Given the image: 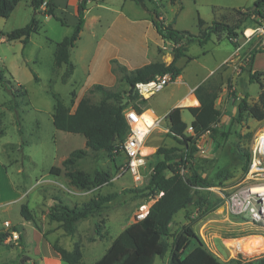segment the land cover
<instances>
[{"label":"rangeland","instance_id":"374dc122","mask_svg":"<svg viewBox=\"0 0 264 264\" xmlns=\"http://www.w3.org/2000/svg\"><path fill=\"white\" fill-rule=\"evenodd\" d=\"M76 1L81 2V0ZM90 1L92 2L87 3H92L89 6L90 18L102 14L107 21V25L101 27L99 24L95 25L97 23L93 21L94 23L91 22L89 27H86L85 31L80 35L79 42L71 54L74 61L78 63L77 73L74 75L78 85L71 81L66 83L71 73H73L72 66L65 65L67 66L65 71L57 70L54 66V53L57 50L55 42L62 41L73 33V28L67 24V19L60 18L61 24L50 16L35 14L27 0L20 1L10 18L0 19V71L12 81L17 96H11L0 86V113L3 115V128L5 130V135L0 138V158L7 163L11 174L16 173L18 164L28 176L27 185L31 192L29 197L31 207L45 203L49 198H54L56 201L54 204L60 207H63L64 203L68 202L67 206L70 208H74L76 203L78 207H82L96 197L107 199L108 201L104 202L103 208L93 218H96L95 222L104 231L111 211H118L114 215L113 222L109 224L111 226V235L117 237L122 232V230H119V224L120 229H122L130 221L133 223L135 213L139 211L140 207L150 204L146 186L150 172L155 165V156L153 160L149 159L146 161L144 181L139 185H135L130 174H124L116 182L104 181L107 177L112 178L117 175L120 167L123 166L125 156L122 151L113 157L104 151H91L89 156L80 160L73 168V170L86 173L92 180L88 189H79L73 186L67 177L70 169L64 167L62 161L68 158L73 151L84 149L85 138L78 134L57 130L53 124V106L55 101L60 100L68 105L71 111H74L75 104L70 102L73 90H80V86L84 85L85 82L90 85L103 81L100 76L106 69V55L115 52L117 46L122 53H126L128 44L119 38L120 33H124L126 38L133 37L130 50L132 51L135 48L136 52L141 53L142 57H146V54L148 55L147 50H151L152 42L143 36L141 37L142 25L134 26L135 24H140L136 18L141 13V9L137 5L134 7L133 3H130L131 5L126 10L131 18L129 23L127 18H117V15L111 9L105 11L97 6L99 3L104 2L112 7H117L121 0ZM143 1L146 7L145 11L148 12L147 18L149 21L153 20L154 14L163 20L161 17H165L166 13L167 20L164 19L163 21L167 25H172L175 30H186L192 34L198 33L199 18L211 24L214 21H218L224 11L233 7L232 5L236 8L246 7L248 9L254 7V3L248 4L249 0H196L185 1L182 4L171 0ZM181 5L183 9L180 10ZM34 16L40 23L39 29L37 34L32 35L27 45L18 40L7 42V38L2 41L3 35L6 37V33L26 26ZM234 19L235 14L232 13L229 18L231 24L234 23ZM110 23H114V28L109 32L106 27L110 26ZM249 27L251 30L254 28L252 23H248L243 30ZM243 30L240 31V34H242ZM112 32L117 35L114 36ZM126 38L125 40H127ZM100 40L103 41L100 42ZM215 45H218V43L215 42ZM112 46L114 50L110 49ZM179 47L184 46L176 41H161L154 49L155 54H157L154 62H169L171 57H173L174 51ZM255 48L250 46L249 52L243 58L245 59L243 63L245 65V67L243 66L244 71L249 70V63L253 54L257 53L258 50H263ZM190 51L194 56L199 52V49L197 45H194ZM250 54L252 55L249 57ZM111 64L114 72L119 74V78L116 85L108 89L120 92L122 96H127L131 87L124 81L123 74L119 69H124L127 74H132L134 71L132 69L138 66L131 67L121 59H114ZM196 67L195 63L190 66L191 69ZM254 67L261 70L259 71L260 73H264V70H262L264 69V54L257 56ZM34 74L38 77V82L35 80ZM220 76V72L213 75V86H219L220 88L223 85L221 84ZM259 78L264 83V76L259 75ZM13 80L20 82L21 85L15 84ZM225 88L226 100L219 99L222 87L218 91L217 108L220 110L221 116L216 129L221 131L229 130L230 136L228 140L218 145L213 143L208 136L203 140L206 150L205 155H194V158L190 159L186 164V175H190L192 171L199 172L204 179L214 186L208 189L212 198L222 200L232 192L235 186L244 180L246 175L244 166L247 167L249 159H245L242 162L241 155L245 156L246 152H250L255 136L260 129L264 128V121L257 122L246 113L240 121L237 120V108L240 100L235 99L237 93L233 89L231 81L228 82ZM91 89L87 90L84 97L97 104L102 99V95L99 92L90 94L89 91ZM25 90L28 94L25 93ZM259 91L260 87L257 84H252L248 92L246 90V95L251 99ZM166 92H169V88L163 93H158L157 98L165 95ZM229 98H231L232 103L227 105L226 101ZM254 101L251 100L250 104L255 105L259 102V100ZM15 102L20 105V119L17 118L13 110ZM132 103L129 102L128 107ZM138 105L142 108L141 102H138ZM184 117L189 121L191 115L186 111ZM223 120H225L224 124H221ZM163 127L168 128L167 119L164 121ZM20 130L22 134H20ZM162 134L167 138L170 133L162 131ZM187 135L189 136L188 133ZM166 143L163 147L170 148L168 145H171L173 141L167 139ZM8 145L10 146L8 147ZM3 146H5L6 155L1 151ZM173 148L182 149L183 147L174 141ZM145 151L143 154L149 156L151 149L146 148ZM55 166L62 170L60 175L50 174L51 168ZM101 186L105 189L102 191V188L95 190L96 187ZM90 190L95 191L88 194L87 192H90ZM80 194L82 196H79ZM66 197L72 198L75 203L67 201ZM57 200L60 203L62 200V205L58 204ZM221 212L222 210L217 209L205 216L197 217L196 208L191 205L185 212L181 211L176 215L174 224L171 227V234L175 237L184 226L193 222L195 232L204 241L209 251L223 264H229V262L236 259L247 261L262 256L264 250L255 254H245L246 252H239L235 248L230 247L229 244L231 240L251 236H262L264 238V232L243 223L241 225V219L227 217L226 214ZM89 227L91 225L84 226L82 232H86L85 236L87 239H92L95 235L93 230L92 233L89 231ZM201 234H203V237ZM75 238L76 241L80 240L78 237ZM172 240L173 238H170V242ZM99 249H102V247ZM97 254L101 255V251ZM169 254L164 258L157 257L154 264H165ZM87 259L86 262L88 261Z\"/></svg>","mask_w":264,"mask_h":264},{"label":"trees","instance_id":"16d2710c","mask_svg":"<svg viewBox=\"0 0 264 264\" xmlns=\"http://www.w3.org/2000/svg\"><path fill=\"white\" fill-rule=\"evenodd\" d=\"M20 1L0 0V19L10 18ZM45 1H47V9L41 12V7ZM89 1L81 0L77 11L78 23L73 27L72 35L64 38L57 45L55 52V64L57 66L69 65L72 66V69L74 68L71 63V52L84 29L86 22L85 12ZM133 1L146 10L143 0ZM171 1H177L182 4L185 1L196 0ZM30 7L35 14L50 16L61 23V19L54 14L52 0H32ZM180 9H183L182 5ZM234 14L235 21L233 24L214 21L208 25L199 18L198 35H193L188 31L175 30L172 25H167L159 17L158 20L153 18V23L158 34L164 39L179 42L186 38L188 43L198 42L203 46L211 40L213 35L226 33L228 40H230L232 37L238 36V32L246 28L248 23H258L263 20L264 0H257L254 7L244 11L235 10ZM39 24V21L34 16L26 26L8 33L6 35L7 42L18 40L27 45L32 35L38 33ZM185 51V46L177 48L169 65L161 62L151 63L134 70L132 74H127L124 69H119L123 74L124 81L131 87L127 96H122L120 92L110 90L102 85H95L89 93L99 92L102 95V99L97 104L84 97L74 111H71L69 107L65 106L63 101H55L54 127L59 131L81 135L86 140V149L74 151L62 164L70 169L67 177L73 186L85 190L92 183L86 173L73 170L80 160L89 156V151H104L113 157L114 151H119L123 146L129 133L125 111L129 108V102L138 100V95L133 93L135 85L139 82H148L156 76L167 73H171L173 78L177 79L181 74V69L176 64L184 56ZM257 53H264V49L258 50ZM257 53L253 54L249 63V70L246 71L249 73L250 82L257 83L260 87L259 102L255 105H250L247 101L248 96L242 98L237 108V120L239 121L245 113L258 122L264 121V83L259 78V75L264 76V73L252 70L254 56ZM34 78L37 82L39 81L35 74ZM220 80L221 84H223L222 76H220ZM212 83L211 79L195 90L200 106L189 107L187 110L194 118L191 126L195 135L199 137L208 131L210 139L220 145L221 142L228 140L230 132L229 130L221 131L215 127L219 123L221 116L216 103L218 91L222 85L219 88V86H213ZM0 86L11 96L17 97L12 81L2 71H0ZM25 93L28 94L26 90ZM124 99H127L128 102L125 106H122ZM140 102L143 104L146 103V100H140ZM133 108L139 113L142 112V108L139 105H134ZM13 110L17 118L20 119V105L18 102L13 104ZM182 110L183 108L172 110L167 119L170 130L169 136L183 148L161 147L155 154L153 173L149 176L146 186L148 196L155 202L150 207L148 216L141 221H134L127 227L113 241L105 255L94 264H154L157 257L164 258L168 253L170 254L167 264H223L209 251L204 241L195 232L193 222L184 226L175 237L171 234V227L174 224L176 215L183 210H187L189 206L194 205L197 217H202L216 211L223 203L222 199L212 198L208 189L214 186L204 179L199 172L192 171L190 175L185 176L180 174L182 169H186V164L190 159L194 158L197 152L195 138L187 135L188 126L182 120ZM3 134V115L0 113V136ZM20 134H22L21 130ZM238 152L240 151L238 150ZM245 159H250V152H246L245 156L241 155V161L244 162ZM246 166H244V169L247 172L248 164ZM61 173L62 170L58 167H53L50 170L52 175H60ZM109 180L110 178L107 177L104 181ZM107 201V199L96 197L82 207L75 206L70 208L64 205L63 207L55 205L51 209L49 218L51 221L61 224L65 233L68 236H72L76 232L77 223L95 216L103 208L104 202ZM21 214L25 220L33 221V217L26 206L21 208ZM94 235L95 239L100 240L106 236V233L98 223H95ZM170 238H173L172 242H170ZM4 239L5 236H0V244ZM53 248L61 256L64 264H81L82 251L79 246H76L72 251H67L58 244H54ZM229 264H264V254L253 260H232Z\"/></svg>","mask_w":264,"mask_h":264},{"label":"crops","instance_id":"0c3cea01","mask_svg":"<svg viewBox=\"0 0 264 264\" xmlns=\"http://www.w3.org/2000/svg\"><path fill=\"white\" fill-rule=\"evenodd\" d=\"M256 1L257 0H249L248 4H253V3L255 4ZM31 2L32 0H27V3L29 5ZM53 3H54L53 10L56 17L67 19V24L70 25V27L72 28L77 25L78 23L77 11H78L79 2H77L76 0H53ZM130 3H133L134 7L137 5L134 1L131 2V0H121V2L117 4V7H112L111 5L104 2L99 3L97 6H99L101 10H105V11H109L111 9L112 12L117 15V18L118 17L127 18V21L130 23L131 18L126 12L127 8L131 5ZM91 4L92 3L87 4V10L85 12V19H86L85 23L87 24V26L85 24L82 33L85 31L86 27H89V24L91 22L92 23L95 22L97 23L95 25L99 24L101 27L107 25V21L104 19V15L102 14H98L97 16L90 18L89 6H91ZM232 6L233 7H230L226 11H224L223 15L219 17L218 21L230 23L229 18L232 15V13L234 14L235 10L244 11L247 9L246 7L236 8L234 7V5ZM139 8L141 9L140 10L141 13L138 14V17L136 19L140 22V24H135L134 26L137 27L142 25V32L140 31L141 37L143 36L144 38L152 42L151 44L152 48L150 47L151 50H147L148 55L146 54V57H142L140 52H136L135 48L134 50L132 49L131 51L130 46L133 41V37L131 36V38L129 37L126 38L124 33H120L119 38L123 39L124 42L126 41L128 44L126 47V53H122L120 48L117 46L115 48L116 49L115 52L109 53L105 57L106 69L100 76V79L103 81L100 83L98 82L90 85H88L85 82L84 85L80 86L81 87L80 90L78 89L73 90V92L71 93L70 102L71 104L74 102L75 108L80 102V100L84 98L87 90L91 89V87H93L94 85H102L107 88H112L116 85L119 78V74L114 72L113 66L111 64L112 60L121 59L131 67L138 66L132 69L135 70L145 65L155 63L154 60L157 58V54H155L154 49L157 47V45H159L161 41L174 42L172 40L164 39L163 37H161L157 32L153 20L152 21L148 20L147 18L148 12L142 9L141 7ZM161 18H163V20L164 19L167 20L166 13H165V17H161ZM132 22H134V20H132ZM251 23L253 25L256 24L255 22H251ZM113 28H114V23H110V26L106 27V29L109 32L112 31ZM180 31H186V30H180ZM112 33L114 36L117 35L115 32ZM238 33L240 34V32ZM7 34L8 33H6V35ZM198 34H199V27H198V33L193 35H198ZM125 38L127 40H125ZM5 40L6 37L5 35H3L2 41ZM102 41L103 40H100V42ZM60 42L61 41L55 42L56 48ZM78 42L79 41L76 42L75 47L77 46ZM215 42L218 43V45H215ZM179 43L183 44V46H185L186 48L184 56H182L176 64V66L179 69H181V74L177 79H175L173 84L165 88L160 93L167 91L168 88H169V92H166L165 95H162L159 98H157V96L160 94L159 93L154 97H152L151 99L147 100L146 103L142 104V111L151 112L157 118H164L161 125L157 126V128H155L151 132V134L148 136L146 140L145 146L143 148V153L146 152L145 151L146 148L151 149V153L148 157V160L149 159L153 160V157L157 153L158 149L163 147L164 144L165 145L167 144L166 143L167 139H171L173 143L175 141L169 135L166 138L162 134V131L166 133L167 132L170 133V130L167 127L166 128L163 127V123L167 119V116L172 110L176 108H183L182 120L187 124L188 127L191 126V123L194 120V118L190 114L191 118L189 121H187L184 117V113L186 111L189 112L187 110V108L189 107L200 106V103L195 95V90L200 85H203L208 81H210L211 79H213V75L220 72L223 78L222 92L220 93V97H219L220 100L221 99L226 100L227 96H225L226 95L225 87L230 81L233 83V89H235L237 93L235 98L236 100H241L245 96H248L246 95L247 94L246 90L248 92V90L252 87V84H257V83H251L249 73L243 70V66L245 67V65H243L245 59L243 58L247 55L250 48H245L241 56H239L238 58H234V60L230 64L225 65V62L230 58H232L234 55V46L230 42V40H228L226 33L213 35L211 37V40L203 46H201L198 42L188 43V40L186 38L180 40ZM194 45L195 46L197 45L199 52L193 56L190 50L192 49V47H194ZM74 48L72 49V52ZM110 49L114 50V47L112 46ZM110 49L109 51H111ZM262 54L264 53L256 54L254 56V61L252 65L253 71H261L254 67V63L256 61L257 56ZM172 60L173 57H171V60L169 62L167 63L165 62V63L169 65L172 62ZM71 63L74 66L73 73H71V76L67 79L66 83H69V81H71L77 84L74 75H76L77 73L78 63L77 61H74L72 56H71ZM193 63H195L197 67L191 69L190 66ZM54 66L57 70H63V71H65V69L67 68V66L65 65L57 66L55 64V53H54ZM13 81L15 84L21 85L20 82L15 80ZM260 93L261 90L257 92L255 97H252L251 99L248 96L247 99L248 103L250 104L251 100L253 101L255 100L254 102L258 101ZM191 100H195V103L191 104L190 103ZM132 102H133L132 105H130L128 109L133 108L134 105H138L140 99L138 98V100ZM226 103L227 105L231 104L232 103L231 98H229L228 101H226ZM65 106L69 107L66 104ZM54 108H55V103L53 106V114H54ZM224 121L225 120L221 121V124H224ZM217 126L218 124L215 125L216 128ZM4 135H5V130H4V134L0 136V138H2ZM208 136H205L201 141L203 142V140ZM212 142L215 143L213 140ZM173 143L168 146H170V148H173ZM10 145H14V144H10ZM10 145H8V147ZM5 146L1 148L3 154H5V148H4ZM84 149H86V140L84 141ZM90 153L91 151H89V155ZM66 159H63L62 164ZM16 168H17L15 173L16 175L13 173L11 174V171H9V167L7 166V163L0 158V236L2 235L5 236V239L0 244V264H64L61 256L53 248L54 244H58L61 248L67 251H72L76 246H79L82 251L81 264H94L105 255L106 251L112 245L113 241L127 227H129L132 224L130 221V223L122 229H120V224H119V230H122V232L117 237H113L110 233L111 226H109V224L113 222L114 215L118 213V211L113 210L109 215V220L106 221L105 230H104L106 236L104 239L102 240L95 238L87 239V237L85 236L86 232L85 231L84 233L82 232L83 227L84 226L86 227L87 225H91V227H89L90 228L89 231L91 233L92 230L94 231L96 218L93 217H89L85 220L78 222L76 225V232L74 233V235L68 236L65 233L64 229L62 228L61 224L57 222H53L49 218L51 209L53 208V206H55L54 204L56 202L55 199L49 198L48 201H46L45 203L39 205L36 204L35 207H31L29 204V197L31 192H30V188H28L27 185L28 176L26 175L24 170H21L20 165L17 164ZM104 189L105 188H102L101 191ZM66 199L67 201L69 200L70 202L75 203L72 198L66 197ZM154 202L155 201L150 198L149 205L152 206ZM57 203H60V201L57 200ZM62 203L63 201L61 200V204ZM67 204L69 203L68 202L64 203L65 206H67ZM23 206H26L28 208L30 214L33 217V221H27L23 218L21 214V208ZM75 206L78 207V204L76 203ZM185 211L186 210H183V212ZM5 222H9L11 224L12 230L15 232L14 234L13 232H9L4 228ZM75 237H78L80 240L76 241ZM101 247L102 249H99ZM99 251H101V255L97 254ZM86 259L88 260L87 262ZM168 261L169 258L165 262V264H167Z\"/></svg>","mask_w":264,"mask_h":264},{"label":"built area","instance_id":"2783aa9c","mask_svg":"<svg viewBox=\"0 0 264 264\" xmlns=\"http://www.w3.org/2000/svg\"><path fill=\"white\" fill-rule=\"evenodd\" d=\"M46 9L47 1L43 3L41 11H45ZM253 27L250 34L246 33L245 29L242 34L230 39V42L234 46V55L225 62V65L230 64L234 58L241 56L245 48H250V46L255 48L257 46L255 49H264V19L253 25ZM174 81L173 75L167 73L156 76L148 82L137 83L135 85V91L140 100L147 101L173 84ZM125 116L129 125V133L120 150L114 151V155L122 151L125 156V161L123 166L120 167L118 174L110 178L109 181L116 182L124 174H130L135 185H139L145 179L144 170L149 157L143 154V148L148 136L157 126L161 125L164 118H157L148 111L139 113L134 108L127 109ZM187 133L189 136L195 138V147L197 149L195 155H205L206 150L201 140L205 136H208L209 132L207 131L197 137L193 127L189 126ZM152 173L153 169L150 175ZM186 173V169H182L180 172L182 176H185ZM102 187H96L95 190H99ZM93 191L90 190L87 193L89 194ZM79 196H82V194ZM150 207V205H142L135 214L134 221L145 219L149 214ZM218 209L222 210L221 213L226 214L227 217L241 219V225L243 223L244 225L258 228L264 232V128L260 129L254 138L244 180L235 186L226 198L224 197L223 203ZM4 228L9 232H13V234L15 233L9 222H5ZM201 236L203 237V234Z\"/></svg>","mask_w":264,"mask_h":264},{"label":"bare ground","instance_id":"6f19581e","mask_svg":"<svg viewBox=\"0 0 264 264\" xmlns=\"http://www.w3.org/2000/svg\"><path fill=\"white\" fill-rule=\"evenodd\" d=\"M251 32V29H246V33L250 34ZM190 103L194 104L195 100H191ZM229 246L239 252H246L245 254H255L264 250V238L262 236H251L243 239H234L230 241Z\"/></svg>","mask_w":264,"mask_h":264},{"label":"water","instance_id":"95a60500","mask_svg":"<svg viewBox=\"0 0 264 264\" xmlns=\"http://www.w3.org/2000/svg\"><path fill=\"white\" fill-rule=\"evenodd\" d=\"M153 18H154V20H158V16L155 15V14H154ZM133 93H134V95H136L135 89H134ZM127 102H128V100L127 99H124L123 100V103H122V106H125L127 104Z\"/></svg>","mask_w":264,"mask_h":264}]
</instances>
